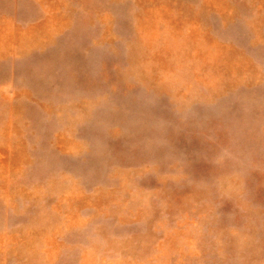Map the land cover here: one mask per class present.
Masks as SVG:
<instances>
[{"label":"rangeland","instance_id":"374dc122","mask_svg":"<svg viewBox=\"0 0 264 264\" xmlns=\"http://www.w3.org/2000/svg\"><path fill=\"white\" fill-rule=\"evenodd\" d=\"M0 264H264V0H0Z\"/></svg>","mask_w":264,"mask_h":264}]
</instances>
